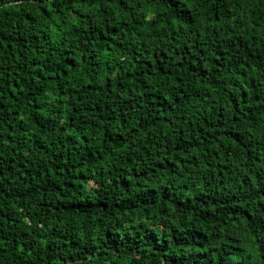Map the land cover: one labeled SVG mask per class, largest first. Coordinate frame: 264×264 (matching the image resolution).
I'll return each mask as SVG.
<instances>
[{
	"label": "trees",
	"instance_id": "trees-1",
	"mask_svg": "<svg viewBox=\"0 0 264 264\" xmlns=\"http://www.w3.org/2000/svg\"><path fill=\"white\" fill-rule=\"evenodd\" d=\"M0 264H264V0H0Z\"/></svg>",
	"mask_w": 264,
	"mask_h": 264
}]
</instances>
